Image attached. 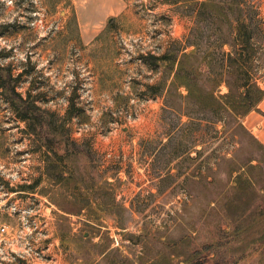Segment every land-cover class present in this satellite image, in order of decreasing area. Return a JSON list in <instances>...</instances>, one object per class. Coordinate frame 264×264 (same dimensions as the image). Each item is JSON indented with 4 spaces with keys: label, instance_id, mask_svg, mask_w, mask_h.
<instances>
[{
    "label": "rangeland",
    "instance_id": "1",
    "mask_svg": "<svg viewBox=\"0 0 264 264\" xmlns=\"http://www.w3.org/2000/svg\"><path fill=\"white\" fill-rule=\"evenodd\" d=\"M122 1L86 44L78 13L101 21L100 1L89 0V14L80 0H0V73L59 117L73 98L67 127L90 155L76 164L90 186L51 182L0 87L1 222L13 204L31 212L40 264H210L216 251L225 264H264V221L234 233L238 216L264 198V97L247 114L220 111L172 86L165 63L139 59L197 51L199 85L222 101L234 80L221 68L232 48L225 31L219 39L216 25L199 20L202 0ZM245 1L257 41L247 80L264 90V0ZM159 83L160 93L148 92Z\"/></svg>",
    "mask_w": 264,
    "mask_h": 264
},
{
    "label": "trees",
    "instance_id": "2",
    "mask_svg": "<svg viewBox=\"0 0 264 264\" xmlns=\"http://www.w3.org/2000/svg\"><path fill=\"white\" fill-rule=\"evenodd\" d=\"M245 4H247L245 0H202L198 3L199 20L216 25L215 30L221 33L217 38L222 37L223 31H225V37L221 39L222 44H228L232 48L231 52L224 55L221 68L228 74L233 75L234 80L232 84L228 85L230 92L223 97L222 101L215 95V89L212 88L209 92H206L199 85L204 73L198 65L194 64L198 60L197 51L188 53L185 52V47L173 48L161 55L147 52L139 55V59L148 67L165 63L167 74L174 75L171 85L176 88H186L188 91L187 97L198 104L207 98L215 109L222 111L231 108L239 114H247L262 100L264 90L257 83L250 84L247 80L250 74L251 62L255 58L257 41L252 20L247 21L248 17L245 15ZM223 25H226L225 30L222 27ZM195 46L197 47V45ZM203 58L205 59V57ZM15 81L16 78H13L9 71L4 76L0 73V87L4 98L10 104L16 119L26 124V132L34 136L38 150L44 154L47 178L55 183L67 181L70 184L73 182L74 186L78 184V181H82L90 186L87 181L90 179L89 175L86 176L87 172L80 173L78 165L76 167L80 156L90 158L88 149L86 150L71 138L67 127L68 120L72 119V115L77 110L73 98L69 99V109L62 118L55 112L41 107L31 95L25 97L17 92ZM219 83L220 79H217L215 85L217 86ZM161 86L160 83L159 85L148 86V92L151 94L160 93ZM39 183L40 180L30 185H23L21 190H31L33 192ZM251 206L253 208L248 209L251 212L250 214L245 217L244 214H241L236 219L239 223L234 227L235 235L251 227L255 220L259 223L260 220L264 221V198L256 202L252 200ZM263 234L264 232L261 236ZM215 253H218L219 260L217 259L210 264H225L227 262L224 260L226 257L220 255V251ZM187 264L206 263L192 261Z\"/></svg>",
    "mask_w": 264,
    "mask_h": 264
},
{
    "label": "built area",
    "instance_id": "3",
    "mask_svg": "<svg viewBox=\"0 0 264 264\" xmlns=\"http://www.w3.org/2000/svg\"><path fill=\"white\" fill-rule=\"evenodd\" d=\"M29 213L16 204L7 207L6 214L14 218V223L0 222V264H40L45 256L34 245L37 226L29 222Z\"/></svg>",
    "mask_w": 264,
    "mask_h": 264
},
{
    "label": "crops",
    "instance_id": "4",
    "mask_svg": "<svg viewBox=\"0 0 264 264\" xmlns=\"http://www.w3.org/2000/svg\"><path fill=\"white\" fill-rule=\"evenodd\" d=\"M76 1L77 0H75V4H76ZM80 1H81L80 4H82L83 6L82 8L87 10V12H89L90 14L91 8H89L88 6L89 0H80ZM98 1L101 2V4L105 7V9H107L101 21H98V22L92 21L91 17H85L83 18V20H81V17L78 13L79 30H80L83 42H85L86 44H89L93 39H95L99 35V31L104 27L103 21L105 18H108V17L110 18L112 15L116 16L117 14L120 13V11L123 8L122 0H98ZM108 6L110 7L109 9H108ZM76 8L78 10L77 6ZM263 109H264V104H263ZM8 222L13 224L14 218L10 216Z\"/></svg>",
    "mask_w": 264,
    "mask_h": 264
}]
</instances>
